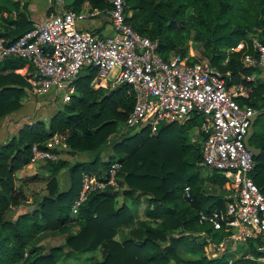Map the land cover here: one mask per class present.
<instances>
[{
  "label": "trees",
  "instance_id": "obj_1",
  "mask_svg": "<svg viewBox=\"0 0 264 264\" xmlns=\"http://www.w3.org/2000/svg\"><path fill=\"white\" fill-rule=\"evenodd\" d=\"M87 1L88 12H104L109 8L107 0H75L74 9L68 10L82 13L81 4ZM126 1L127 14H132L127 22L142 37L158 41L164 59L174 52L186 57L195 47L197 58L192 62L206 60L225 76L229 74L228 87L243 85L249 98H236L238 103L263 113L255 123L250 143L262 150L260 157L255 158L252 177L264 194V83L253 77L260 68H246L243 64L245 56L254 52L250 34L262 29L255 37L264 43V0ZM53 10L51 7L49 17ZM13 12L18 13L15 20L4 18V14ZM33 28L21 12L19 2L0 0V38L12 44ZM27 63L17 58L0 62V119L19 111L23 96L31 90L29 75L17 73ZM95 76L96 70L85 69L76 80L77 92L71 102L56 111L48 124L44 121L26 124L17 136L0 145V264H61L68 255L63 250L57 248L40 254L30 243V236L44 232L66 235L67 247L77 254L101 252L102 260L95 264H229L230 261L264 264L258 261L264 256L252 241L213 259L204 255L195 260L181 257L182 247L204 254L207 247L219 245L229 235L225 230L216 231L210 224L199 223L200 213H224L230 201L226 198L227 181L221 174L210 171L209 176L210 182L220 189L218 196L209 194L202 180L203 119L197 115L184 125H164L154 135L144 129L139 132L142 134L139 143L127 145V141H137L140 136L137 133L129 136L130 130L121 132L135 104L133 96L128 94L130 88L95 90L91 88ZM250 77L254 80H249ZM192 131L198 136L195 142L189 136ZM57 135L69 154H95L94 158L76 161L70 167V185L65 190L60 192L58 179L50 178L48 194L37 209L21 215L16 222L4 221L11 208L20 207L26 200L23 184L17 186V173L32 163L33 146L53 152L48 146ZM109 145H113L119 157L112 155L101 162V155ZM48 163L54 167V175L68 166L66 162ZM114 164L121 168L117 183L123 188L124 202L118 205L120 193L108 187L90 194L79 214L73 215L83 174L109 178ZM187 187L189 198L185 194ZM142 197L147 202V220L135 221L126 201ZM73 224L79 226V231L69 229ZM124 228L130 230L127 237L117 241ZM250 255L253 259L248 258Z\"/></svg>",
  "mask_w": 264,
  "mask_h": 264
},
{
  "label": "built area",
  "instance_id": "obj_2",
  "mask_svg": "<svg viewBox=\"0 0 264 264\" xmlns=\"http://www.w3.org/2000/svg\"><path fill=\"white\" fill-rule=\"evenodd\" d=\"M107 1L109 8L104 12L68 10L53 14L12 44L0 38V61L7 58L27 61V66L17 73L25 71L22 75H29L32 93L45 96L54 92L64 104L71 102L77 92L76 80L88 68L96 70L91 83L95 90L128 86L135 104L124 124L127 130L147 129L154 135L164 125H184L200 116L203 164L226 179L230 199L224 213L203 212L199 216L201 225L210 224L216 231L229 233L219 245L210 246L212 256L217 258L220 251H235L239 244L251 241L264 256V194L252 177L256 162L246 146L251 118L260 111L238 103L236 98L249 95L243 85L228 87L229 74L225 76L206 60L192 62L197 58L195 52L186 57L172 54L164 59L159 53V42L142 37L127 22L132 16L130 12L127 14V1ZM56 2L63 5V0ZM101 13L111 25V35L99 36L78 27L80 22ZM252 46L254 52L245 56L243 64L246 68L263 69L264 43L255 37ZM30 67L34 70L32 74ZM53 139L57 140V136ZM32 154L33 163L56 159L50 149L42 150L37 145L33 146ZM119 171L120 165L114 164L109 178L83 174L72 214H79L90 194L118 187ZM185 194L190 197L189 187ZM248 258L253 259L251 255ZM258 261L264 263V257Z\"/></svg>",
  "mask_w": 264,
  "mask_h": 264
},
{
  "label": "rangeland",
  "instance_id": "obj_3",
  "mask_svg": "<svg viewBox=\"0 0 264 264\" xmlns=\"http://www.w3.org/2000/svg\"><path fill=\"white\" fill-rule=\"evenodd\" d=\"M262 29H257V33H260ZM257 33H251L249 36V39L255 38L257 36ZM195 52V47L190 49V52ZM176 54V52H174ZM25 73V72H24ZM23 73V74H24ZM21 74V73H18ZM22 75V74H21ZM254 78L258 80L260 83H264V68L261 70H258V72L254 73ZM23 102L24 105L19 111L14 112L12 115H9L5 118L0 119V145L4 144L6 141L13 138V136H17L19 131L23 128L26 124H32L36 121H44L46 124H48V121L53 116V114L61 110L65 107L66 104L62 103L61 99L56 98L54 95V92H51L45 96H37L32 93V87L31 90H28L26 95L23 96ZM180 127L178 128V130ZM9 130V134L6 133V131ZM128 130L123 127L121 132L126 133ZM129 136H133L134 134H140L139 139L136 141L135 139L132 141H127V145H134L139 143L141 141V133L136 130H130ZM121 133V134H122ZM7 135V137H6ZM12 136V137H9ZM144 135V134H143ZM145 134L144 136H146ZM127 135H125L126 137ZM191 142H193V139L198 140V136L195 134L194 131L189 133ZM49 144H52L50 146L56 153V159L54 161L52 160H43L40 159L36 162H32L30 165L35 164L34 168L31 167L27 171L26 174H20L18 175L21 177V179L18 178L17 186H23V189L25 191L26 200L20 207L11 208L10 211L6 214L4 217V221L9 222H16L18 218L26 213H31L35 209H37L38 205L41 203V200L43 196L48 194L47 184L50 178H57L60 181L59 185V191L65 190L70 185V167L76 162V161H82L85 162L89 160L90 158H94L95 154L87 156V155H71L68 153L67 147H65L64 141L62 138L57 135V140L53 139L49 142ZM117 155L118 153H115L113 150V145H109L106 147L104 152L101 155V162H105L109 159L110 156ZM121 155V154H119ZM119 157V156H118ZM48 161L54 162L55 165L59 162H66L68 164L67 167H65L64 171L60 172V175L57 177L53 168L51 165H49ZM27 166V167H29ZM50 166V167H49ZM26 167V168H27ZM24 168V169H26ZM102 169V168H100ZM121 169V168H120ZM44 175L41 177V175ZM88 174V173H85ZM211 172L204 166V172L202 175L203 183L206 187V190L209 194L212 195H219L220 189L219 187L215 186L213 183L210 182L209 176ZM93 175V174H91ZM95 175V174H94ZM105 175V173L102 174V176ZM23 180V181H22ZM106 180V179H103ZM81 184L79 183L78 187H80ZM120 194L117 198V204L121 205L124 202V196H123V188H120L119 186L115 188ZM226 198L229 199V195H226ZM127 199L126 203L131 209L132 214L135 217V221H145L147 220L145 208L147 206L146 198L142 197L139 200H136V198ZM136 224V223H135ZM135 224H132L131 227H135ZM130 227V228H131ZM73 230V232L79 231V226L76 224H73L69 229ZM129 229L124 228L120 230L118 236L116 237L117 241H123L128 233ZM30 243L34 245L35 248L38 249V253L40 254H48L52 249H61L64 253L68 254L63 261H61V264H95L97 261L102 260V254L99 251L94 252H86L83 254H77L73 252L70 248L66 245V235H62L60 233H39L34 234V236H30ZM199 241H202L200 239ZM212 247H207L205 249V253L202 254L200 251L196 253L186 251L183 247L181 248L180 255L186 260H195L201 258L203 255L207 258H214L212 255L214 251L212 250ZM224 252L220 251V254L222 255ZM218 254L220 257L221 255ZM254 255V254H251Z\"/></svg>",
  "mask_w": 264,
  "mask_h": 264
},
{
  "label": "crops",
  "instance_id": "obj_4",
  "mask_svg": "<svg viewBox=\"0 0 264 264\" xmlns=\"http://www.w3.org/2000/svg\"><path fill=\"white\" fill-rule=\"evenodd\" d=\"M10 1L19 2L21 12L25 13L26 16L28 17L29 22L35 26L37 24L42 23L49 17L48 12L51 7H53L54 10L52 11L50 16H52L53 14L63 13L64 11H67L68 9H74L72 5L75 0H63V5L61 6L54 0H10ZM89 7H90V4L88 3V1L82 3L81 4V9L83 10L82 13H89L88 12V10L90 9ZM95 11H99V10H95ZM17 16H18L17 12H13L12 14H8V13L4 14V18H9L11 20H15ZM2 24L6 25V23H4V20H2ZM78 27L81 30L91 31L99 36H108L112 34L111 25L107 17L104 15V13H101L99 16L95 18H91L84 22H80L78 24ZM28 70L30 73H33V70H30V68ZM24 72L25 71H22L21 74H23ZM22 104L24 105L23 99H22ZM8 132L9 130L6 131V133ZM9 137H12V136L9 135ZM30 166L34 168L35 164H32ZM30 166L18 172L17 176L20 174H23V175L26 174L27 171L30 169ZM64 170L65 169L61 171H64ZM60 172L57 173V177L58 175H60ZM40 175L41 177L44 176L42 174ZM19 178L21 179V177ZM59 184H60V181H59Z\"/></svg>",
  "mask_w": 264,
  "mask_h": 264
},
{
  "label": "water",
  "instance_id": "obj_5",
  "mask_svg": "<svg viewBox=\"0 0 264 264\" xmlns=\"http://www.w3.org/2000/svg\"><path fill=\"white\" fill-rule=\"evenodd\" d=\"M261 116H263L262 112L254 115L251 118V126L249 128V133H248V136L246 138L247 149L254 154L255 158L260 157V155L262 154V150L261 149H257L256 147L252 146L250 142H251V139H252V137H253V135L255 133V123L258 120V118L261 117Z\"/></svg>",
  "mask_w": 264,
  "mask_h": 264
},
{
  "label": "bare ground",
  "instance_id": "obj_6",
  "mask_svg": "<svg viewBox=\"0 0 264 264\" xmlns=\"http://www.w3.org/2000/svg\"><path fill=\"white\" fill-rule=\"evenodd\" d=\"M254 155V154H253ZM255 157V156H254Z\"/></svg>",
  "mask_w": 264,
  "mask_h": 264
}]
</instances>
